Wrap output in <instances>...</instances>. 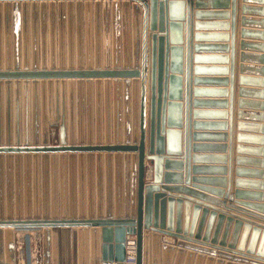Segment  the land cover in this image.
<instances>
[{"label":"water","instance_id":"water-1","mask_svg":"<svg viewBox=\"0 0 264 264\" xmlns=\"http://www.w3.org/2000/svg\"><path fill=\"white\" fill-rule=\"evenodd\" d=\"M187 3L0 0V264H17L16 232L24 233L25 264L33 263L30 232L40 241L39 264H121L126 250L134 251L132 264H171L173 254L179 264L182 249L193 250L184 234L195 229L197 237L201 223L187 221L186 204L181 219L180 199L173 215L179 197L163 191L199 194L155 186L163 160L183 161ZM184 53L186 61L185 46ZM252 226L259 243L243 234L237 249L249 255L256 247L261 258L264 227ZM240 258L234 262L264 264Z\"/></svg>","mask_w":264,"mask_h":264},{"label":"crops","instance_id":"crops-1","mask_svg":"<svg viewBox=\"0 0 264 264\" xmlns=\"http://www.w3.org/2000/svg\"><path fill=\"white\" fill-rule=\"evenodd\" d=\"M187 1L189 22L185 38L182 34L178 148L183 161H177L178 166L171 161L164 164L163 160L155 186L158 193L160 187H166L199 194L196 197L187 190L175 194L163 191L179 197L172 199L173 215L175 199H180L181 219L186 204L187 221L194 216V228L201 223L197 237L195 229L184 234L185 245L193 250L182 249L179 264H185L187 255L188 264H237L234 260L241 256L264 262V253L255 258L256 247L249 255L245 247L237 249L243 234L246 242L255 237L257 245L261 233H252V225L264 227V0H183ZM195 13L208 16L194 17ZM144 169V181L149 182L147 161ZM163 174L170 178L164 180ZM207 225L209 233L205 237ZM214 229L217 234L213 240ZM223 231L226 235L221 243ZM233 233L234 243L229 247ZM23 234L15 233L16 238ZM33 239L32 262L38 251ZM130 239L126 236V240ZM159 240L169 246L175 241L164 235ZM174 259L175 254L171 264Z\"/></svg>","mask_w":264,"mask_h":264},{"label":"rangeland","instance_id":"rangeland-1","mask_svg":"<svg viewBox=\"0 0 264 264\" xmlns=\"http://www.w3.org/2000/svg\"><path fill=\"white\" fill-rule=\"evenodd\" d=\"M49 134H50V142L51 144H56L57 142V127L56 126H50L49 127ZM18 242L19 243H22L21 246L20 245H16L17 246V263L18 264H25V261H24V255L22 254H19V251L23 248H24V245H23V242H22V239L21 237L18 238ZM33 237H31V241H32ZM34 240V239H33ZM34 241L37 242V250L38 252L35 254V259L33 261V264L36 263V264H39V260H40V241L39 239H35ZM18 247H20V250L18 249ZM22 250L20 252H22Z\"/></svg>","mask_w":264,"mask_h":264},{"label":"built area","instance_id":"built-area-1","mask_svg":"<svg viewBox=\"0 0 264 264\" xmlns=\"http://www.w3.org/2000/svg\"><path fill=\"white\" fill-rule=\"evenodd\" d=\"M91 1H94V0H91ZM144 1H146V0H144ZM127 245L128 246H132L133 245V243L131 242V239L127 240ZM133 261H134V251L133 250H126V252H125V260L121 264H132ZM102 264H113V263H102Z\"/></svg>","mask_w":264,"mask_h":264},{"label":"bare ground","instance_id":"bare-ground-1","mask_svg":"<svg viewBox=\"0 0 264 264\" xmlns=\"http://www.w3.org/2000/svg\"><path fill=\"white\" fill-rule=\"evenodd\" d=\"M32 235V234H31ZM19 238H20V236H19ZM19 240V239H18Z\"/></svg>","mask_w":264,"mask_h":264}]
</instances>
